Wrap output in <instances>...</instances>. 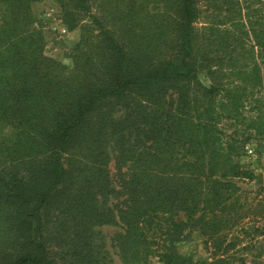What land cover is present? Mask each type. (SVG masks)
I'll use <instances>...</instances> for the list:
<instances>
[{"label": "trees", "instance_id": "16d2710c", "mask_svg": "<svg viewBox=\"0 0 264 264\" xmlns=\"http://www.w3.org/2000/svg\"><path fill=\"white\" fill-rule=\"evenodd\" d=\"M1 1L0 122L12 136L0 143V206L20 229L4 264H105L92 243L104 224L120 227L111 238L120 264H189L170 242L190 234L212 255L193 264H264L248 258L264 241L260 195L236 181L252 177L237 160L248 140L238 125L264 137V69L197 44V0H175L171 52L155 61L105 28L88 0H56L68 29L70 3L91 18L71 68L43 54L34 0ZM134 8L123 11L128 35ZM257 39L264 58V0ZM57 192L46 236L41 210Z\"/></svg>", "mask_w": 264, "mask_h": 264}, {"label": "rangeland", "instance_id": "374dc122", "mask_svg": "<svg viewBox=\"0 0 264 264\" xmlns=\"http://www.w3.org/2000/svg\"><path fill=\"white\" fill-rule=\"evenodd\" d=\"M240 5H239V4ZM90 14L97 17L103 26L115 33V36L126 43V38L131 37L133 45L138 48H146L152 61L168 56L171 52L172 39L171 24H175L174 8L175 0H88ZM129 4L135 7L132 11L137 13V25L128 35L124 29L128 26L123 20V11H129ZM198 16L196 19V42L205 49H210L214 56L233 54L239 58L240 54L247 60H254L260 69H264V58H260V46L257 43L260 38V0H197ZM4 9V3L0 0V16ZM31 15L34 25L41 30L44 39L43 54L53 58L68 68L73 65L72 54L74 47L86 31L82 29L91 22L88 14L80 12L73 3H70V12L76 16L77 25L68 29L63 11L56 0H34L30 3ZM1 23V20H0ZM93 26V25H92ZM61 27L67 28L62 33ZM206 27H210L207 30ZM92 28V27H91ZM214 30V31H212ZM213 33L208 36L209 32ZM96 31H94V34ZM169 34V37L166 36ZM208 37L211 43H208ZM93 40V36L89 37ZM260 40V39H259ZM259 42V41H258ZM235 45V47H234ZM207 81V78L204 77ZM246 105L245 111L249 109ZM103 109L112 110L116 116L121 112L119 102H109L103 105ZM233 124L224 122L223 126L231 132ZM242 132L248 136L246 146L254 149L253 156L245 157L244 151L237 157L244 170L252 177L236 179L237 184L244 190L258 192L260 197V220L258 226L264 230V137L246 129L244 125H238ZM12 131L9 126L0 122V143L9 142ZM245 146V147H246ZM111 159L109 168L114 172V153L110 147ZM61 194L55 193L53 198L41 210L44 221L45 235L54 230L56 208L59 205ZM8 211L5 206H0V264L9 261L17 252L16 239L20 238L19 230L8 219ZM94 235L92 243L102 250L105 256V264H120L116 248L111 238L120 230L118 225H97L93 227ZM260 235V241L262 240ZM53 240V239H52ZM170 244L182 256L186 257L189 264L208 261L212 255L206 247L203 237L190 234L179 241ZM264 260V241L260 248H256L248 255L249 260L254 256ZM149 264H162L157 257L148 258ZM264 262V261H263Z\"/></svg>", "mask_w": 264, "mask_h": 264}, {"label": "built area", "instance_id": "2783aa9c", "mask_svg": "<svg viewBox=\"0 0 264 264\" xmlns=\"http://www.w3.org/2000/svg\"><path fill=\"white\" fill-rule=\"evenodd\" d=\"M61 32H62V33L67 32V28H65V27H61ZM253 154H254V149H253L252 147H248V146H246V147H245V150H244V155H245V157L253 156Z\"/></svg>", "mask_w": 264, "mask_h": 264}]
</instances>
